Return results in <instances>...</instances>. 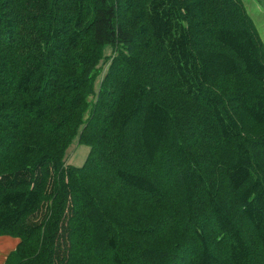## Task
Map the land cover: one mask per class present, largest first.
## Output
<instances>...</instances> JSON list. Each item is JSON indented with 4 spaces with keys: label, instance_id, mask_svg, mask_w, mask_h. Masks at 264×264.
<instances>
[{
    "label": "trees",
    "instance_id": "16d2710c",
    "mask_svg": "<svg viewBox=\"0 0 264 264\" xmlns=\"http://www.w3.org/2000/svg\"><path fill=\"white\" fill-rule=\"evenodd\" d=\"M0 237L4 264H264L243 0H0Z\"/></svg>",
    "mask_w": 264,
    "mask_h": 264
},
{
    "label": "rangeland",
    "instance_id": "374dc122",
    "mask_svg": "<svg viewBox=\"0 0 264 264\" xmlns=\"http://www.w3.org/2000/svg\"><path fill=\"white\" fill-rule=\"evenodd\" d=\"M243 2L264 42V0H243ZM104 52L106 56H110L111 55L110 47H107ZM108 65L109 64L107 62L101 65L102 72L98 78V82L96 81L95 88L99 86L101 79L103 78V75L107 70ZM88 153H89V147L84 145H78L75 142L67 151L65 160L68 164H71L75 167H81L85 162L86 159L85 157H87Z\"/></svg>",
    "mask_w": 264,
    "mask_h": 264
},
{
    "label": "crops",
    "instance_id": "0c3cea01",
    "mask_svg": "<svg viewBox=\"0 0 264 264\" xmlns=\"http://www.w3.org/2000/svg\"><path fill=\"white\" fill-rule=\"evenodd\" d=\"M18 242V239L0 237V264L5 263L6 257L16 248Z\"/></svg>",
    "mask_w": 264,
    "mask_h": 264
}]
</instances>
